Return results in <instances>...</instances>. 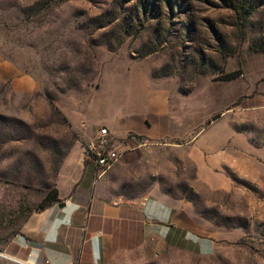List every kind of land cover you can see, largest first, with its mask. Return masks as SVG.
I'll use <instances>...</instances> for the list:
<instances>
[{
    "label": "rangeland",
    "instance_id": "rangeland-1",
    "mask_svg": "<svg viewBox=\"0 0 264 264\" xmlns=\"http://www.w3.org/2000/svg\"><path fill=\"white\" fill-rule=\"evenodd\" d=\"M227 126L222 188L193 139ZM103 127L125 153L94 186L179 213L137 264H264V0H0V243Z\"/></svg>",
    "mask_w": 264,
    "mask_h": 264
},
{
    "label": "crops",
    "instance_id": "crops-1",
    "mask_svg": "<svg viewBox=\"0 0 264 264\" xmlns=\"http://www.w3.org/2000/svg\"><path fill=\"white\" fill-rule=\"evenodd\" d=\"M135 125L128 121L119 124L123 130ZM214 129L193 139L199 178L208 185L226 188L222 174L213 176L202 168L204 155L214 169L223 168L224 160L233 154L234 146L224 149L234 136L228 126ZM64 149L52 180L61 201L30 213L22 219L18 233L2 238L0 264H137L133 258L151 241L168 239L170 229L176 228L180 219L173 203L157 195L115 201L94 186L95 166L87 159L81 139L73 138ZM62 203L65 206L61 208Z\"/></svg>",
    "mask_w": 264,
    "mask_h": 264
},
{
    "label": "built area",
    "instance_id": "built-area-1",
    "mask_svg": "<svg viewBox=\"0 0 264 264\" xmlns=\"http://www.w3.org/2000/svg\"><path fill=\"white\" fill-rule=\"evenodd\" d=\"M112 140L110 130L103 127L98 135L85 145L86 157L95 165L94 184L104 180L107 172L123 158L125 152L115 148Z\"/></svg>",
    "mask_w": 264,
    "mask_h": 264
},
{
    "label": "trees",
    "instance_id": "trees-1",
    "mask_svg": "<svg viewBox=\"0 0 264 264\" xmlns=\"http://www.w3.org/2000/svg\"><path fill=\"white\" fill-rule=\"evenodd\" d=\"M239 76L240 74H235L227 77L226 80H232L238 78ZM59 201H61V199L59 198L58 190L56 189L55 186H53L52 188L48 189V191L45 193V197L43 198L42 202L36 208L29 210L25 215V217H27L30 213L34 211H42L51 204Z\"/></svg>",
    "mask_w": 264,
    "mask_h": 264
},
{
    "label": "water",
    "instance_id": "water-1",
    "mask_svg": "<svg viewBox=\"0 0 264 264\" xmlns=\"http://www.w3.org/2000/svg\"><path fill=\"white\" fill-rule=\"evenodd\" d=\"M65 206V204L64 203H62L61 205H60V207L62 208V207H64Z\"/></svg>",
    "mask_w": 264,
    "mask_h": 264
}]
</instances>
